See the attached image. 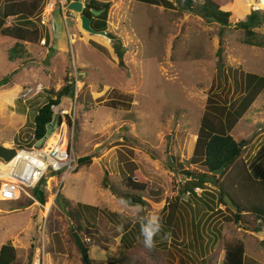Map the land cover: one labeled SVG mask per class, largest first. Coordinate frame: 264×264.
Segmentation results:
<instances>
[{
  "label": "rangeland",
  "instance_id": "1",
  "mask_svg": "<svg viewBox=\"0 0 264 264\" xmlns=\"http://www.w3.org/2000/svg\"><path fill=\"white\" fill-rule=\"evenodd\" d=\"M82 1L87 7L88 0ZM100 1L111 2L106 35L84 30L78 13L69 11L65 19L60 0H46L41 16L4 21V26L37 27L41 38L27 42L0 33V81L9 79L0 86V144L33 146L39 108L76 68L74 94L64 97L55 113L72 105L77 92L73 153L77 159L91 155L92 163L68 173L64 181L63 171L46 175L44 204L33 189H28L33 198L0 201V249L13 245L23 264L31 257L35 264L39 256L43 264H86L72 238L73 219L56 202L62 193L73 206L89 207L84 214L96 227L84 240L94 264H223V235L245 242V264H264V230L256 231L247 221L251 217L240 224L227 219L231 213L220 204L217 187L197 186L170 164L179 161L206 173L188 160L209 94L219 93V78L232 77L236 69L264 76V48L246 44L239 27L255 14V29L264 33V0H222L232 13L227 27L191 9L183 11L175 0H168L172 7L161 0ZM2 7L0 0V15ZM17 47L20 55L11 57ZM233 90L230 96L237 99ZM113 102L116 107L109 105ZM230 134L245 141L242 157L253 172L263 173L264 91ZM137 173L148 181L145 207L121 200L104 184L107 178L120 181ZM187 187L196 197L182 195ZM147 213L159 215L161 222L174 213L175 233L167 244L160 238L153 249L143 246L136 218ZM121 223L123 232L116 227ZM128 230L137 237L130 249L122 240Z\"/></svg>",
  "mask_w": 264,
  "mask_h": 264
},
{
  "label": "trees",
  "instance_id": "2",
  "mask_svg": "<svg viewBox=\"0 0 264 264\" xmlns=\"http://www.w3.org/2000/svg\"><path fill=\"white\" fill-rule=\"evenodd\" d=\"M70 1V0H68ZM149 4H158L160 0H139ZM169 7L174 6L168 0H161ZM177 5L183 10L191 9L193 12L205 17L210 22H216L223 27L230 25V17L232 13L224 9L222 0H204L202 3L195 0H175ZM46 0H3L2 12L0 15V33L4 36L15 38L21 41L35 42L39 41L41 36L37 27H28L21 24H12L4 26V21L8 17L31 18L41 16L46 7ZM111 7V2H103L100 0H88V5L85 7L83 14L91 19V24L97 29L98 26H105L104 29H97V31L106 30V16ZM87 9V12H86ZM93 10L100 11L96 15ZM105 13L104 20L100 17ZM185 13V12H184ZM188 14V13H187ZM96 20L94 21L93 17ZM257 15L253 14L246 21H240L239 27L244 31V42L251 46L264 48V33L257 31L256 26ZM95 22V23H94ZM20 46V45H19ZM18 47L12 51L11 57L20 55ZM219 93H210L207 99V111L202 117L200 130L198 132L197 141L191 158L188 160L189 164L202 165L206 170L198 172L190 167L185 166L184 163L178 161L174 166L171 162V168L177 170L181 177L190 180L197 186H205L206 183L193 178L194 174L209 175L214 170L225 165L223 173L217 176L218 192L220 204L225 205L227 210L231 213L227 219L232 220L236 224H240L247 219L252 224L256 231L264 230V171L260 175L253 172L248 162L242 157V151L245 141H237L230 132L238 123L240 118L250 109L253 103L264 91V76L254 73H241L235 70L232 77L226 78L224 81L219 78ZM233 80V84L231 81ZM9 82L8 78L0 81V86ZM58 91H51L48 101L39 108L34 118V138L39 140L47 133V126L55 119L56 108L61 107L63 98L72 96L75 91L73 84L68 83ZM234 87V90H233ZM238 94V98L234 99L230 96L231 91ZM230 96V97H229ZM127 107L126 102H118L117 105ZM110 106L116 107V104L109 103ZM62 119H60L61 123ZM70 124L72 123L71 120ZM175 158V157H174ZM172 157V159L174 160ZM176 161V158L175 160ZM92 163V156L86 155L78 158V168ZM170 166V165H169ZM47 178L43 179L34 189L35 198L42 204L47 202V193L44 189V184ZM108 180V178H107ZM104 182L109 186L114 194L119 196L123 201L134 205H148L145 200V192L148 186V181L139 173L135 177L127 176L120 181ZM192 193L196 197V192L187 187L182 190V195ZM229 196L233 203L238 207L237 211L229 208L224 197ZM56 202L60 203L66 210L67 215L73 219L72 238L73 233L77 232L81 239L84 240L85 233L94 226L95 223L90 222L89 218L85 216L84 211L89 210L85 205L73 206L71 202L64 197L62 193L58 194ZM206 205H208L206 203ZM209 206V205H208ZM174 213L162 220V228L157 235L156 240L162 238L163 243L168 242L170 234H174ZM164 222V223H163ZM137 237L129 230L123 236V244L130 249L136 245ZM224 250L223 264H245L246 263V244L241 239H234L228 235L221 237ZM75 240V238L73 239ZM86 244V242H85ZM87 248L89 247L86 244ZM32 257L28 264H32ZM94 263V261H93ZM0 264H23L18 260L17 249L11 244H4L0 249ZM141 264H149L143 262Z\"/></svg>",
  "mask_w": 264,
  "mask_h": 264
},
{
  "label": "built area",
  "instance_id": "3",
  "mask_svg": "<svg viewBox=\"0 0 264 264\" xmlns=\"http://www.w3.org/2000/svg\"><path fill=\"white\" fill-rule=\"evenodd\" d=\"M60 1L62 6L61 11L64 18L67 19V13L70 11L68 5L74 0ZM50 5L53 7L54 4L50 3ZM45 19L50 23V18L45 17ZM43 42L45 43V40ZM70 78L68 83L73 84L74 87L76 84L77 87L79 82L78 70L76 68ZM77 99L78 94L75 92V99L73 98L72 105L64 107L55 113L54 121L47 126L53 129L50 136L45 135L43 138L35 140V144L29 148L18 149L16 146H8L16 148L17 154L9 161L0 157V201H18L23 195L33 198L29 194L28 189H34L46 178V175L52 172L63 171L62 179L64 181L68 173H72L78 168V159L73 153ZM60 119H62L61 123ZM69 120L72 121L71 124ZM54 131H58L59 134H55V136L59 139L57 143L49 145V140L54 135ZM42 139L44 141L38 144ZM35 264H43L41 256L37 258Z\"/></svg>",
  "mask_w": 264,
  "mask_h": 264
},
{
  "label": "water",
  "instance_id": "4",
  "mask_svg": "<svg viewBox=\"0 0 264 264\" xmlns=\"http://www.w3.org/2000/svg\"><path fill=\"white\" fill-rule=\"evenodd\" d=\"M84 3L82 0H74L72 2L69 3L68 5V9L72 12L78 13L81 15V21H82V28L90 33H101L106 35L107 32L106 31H96L92 26H91V19L89 17H87L86 15L83 14L84 12ZM93 12L96 15H99L101 12L100 11H95L93 10ZM54 126H56V124H54ZM52 127H47V133L46 136H50L52 134ZM44 141V139L40 140L38 142V144H41ZM17 154V150L16 148H10L6 145H2L0 144V157L9 161L12 158L15 157V155ZM225 169V165H222L220 168L214 170L211 174L209 175H201V174H194L193 178L198 179L206 184L210 183L211 185L215 186V187H219L218 186V182H217V176L221 175L223 173ZM224 201L226 203V205L231 208L233 211H237L238 207L233 203V201L231 200V198L229 196H225L224 197ZM76 244L79 248V250L81 251L83 260L85 261L86 264H94L93 260L90 256L89 253V249L87 248V246L84 244L83 240L81 239V237L78 235L77 232L73 233Z\"/></svg>",
  "mask_w": 264,
  "mask_h": 264
},
{
  "label": "clouds",
  "instance_id": "5",
  "mask_svg": "<svg viewBox=\"0 0 264 264\" xmlns=\"http://www.w3.org/2000/svg\"><path fill=\"white\" fill-rule=\"evenodd\" d=\"M84 7H85V4H84ZM136 222L139 223V237L142 238L141 242L143 246L146 249L155 248L156 247V237L160 233L161 228H162L160 216L153 214V213H147L145 215L137 217ZM116 227H117V231L123 232L124 230L123 223L118 224Z\"/></svg>",
  "mask_w": 264,
  "mask_h": 264
},
{
  "label": "bare ground",
  "instance_id": "6",
  "mask_svg": "<svg viewBox=\"0 0 264 264\" xmlns=\"http://www.w3.org/2000/svg\"><path fill=\"white\" fill-rule=\"evenodd\" d=\"M51 10H52V9H51V6H49L48 11L50 12ZM58 139H59V138H58L57 136H55V134L52 135V137H51L50 140H49V145H52V144L57 143Z\"/></svg>",
  "mask_w": 264,
  "mask_h": 264
},
{
  "label": "crops",
  "instance_id": "7",
  "mask_svg": "<svg viewBox=\"0 0 264 264\" xmlns=\"http://www.w3.org/2000/svg\"><path fill=\"white\" fill-rule=\"evenodd\" d=\"M0 141H1V140H0ZM7 145H8V144H7ZM7 145H6V146H7Z\"/></svg>",
  "mask_w": 264,
  "mask_h": 264
}]
</instances>
